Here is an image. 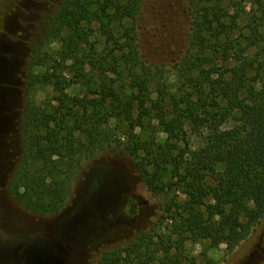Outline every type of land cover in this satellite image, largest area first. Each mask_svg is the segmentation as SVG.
Wrapping results in <instances>:
<instances>
[{"label": "trees", "instance_id": "16d2710c", "mask_svg": "<svg viewBox=\"0 0 264 264\" xmlns=\"http://www.w3.org/2000/svg\"><path fill=\"white\" fill-rule=\"evenodd\" d=\"M98 1L54 0L49 7L39 40L26 59L19 148L7 179L10 195L29 213H60L83 163L113 147L111 120L134 133L150 119L166 133L174 130L177 140L187 135L188 128L203 130L202 144L184 168L186 200L174 202L162 220L169 222L179 240L190 233L208 241L211 248L225 246V253L231 254L264 215V0H186L189 32L185 50L172 68L177 86L164 80L165 69L147 64L140 54L136 22L141 0H109V23L120 36L112 39L114 48L106 55L109 70L97 86L98 98H57L73 125L53 128L32 99L37 86L51 81L41 72L51 60L48 48L63 40L75 54L92 32L88 25ZM230 120L233 126L223 128ZM113 148L133 159L138 177L153 192L177 146L141 160L150 151L139 140ZM181 165L176 160L175 171ZM218 165L222 170L216 173ZM207 173L215 175L208 187ZM206 199L205 219L196 206ZM152 232L106 252L96 264H120L123 259L129 264H218L208 257L183 263L176 254L181 243L170 237L167 245L162 237L155 242Z\"/></svg>", "mask_w": 264, "mask_h": 264}, {"label": "rangeland", "instance_id": "374dc122", "mask_svg": "<svg viewBox=\"0 0 264 264\" xmlns=\"http://www.w3.org/2000/svg\"><path fill=\"white\" fill-rule=\"evenodd\" d=\"M53 2L0 0V264H36L37 260L45 264H96L106 252L126 246L150 229L157 236L155 242L160 243L162 237V243L167 245L170 237L173 243H181L176 254H180L183 263L208 257L218 264H264V215L229 255L225 246L211 248L208 241L190 233L179 240V236L171 233L169 222L162 220L174 202L181 204L186 200L184 168L200 148L203 130L194 132L188 128L187 135L177 140L172 134L174 130L166 133L150 119L144 121L143 130L136 129L134 133L123 123L109 121V126L115 129L113 147L135 140L149 146L150 154L145 152L139 160L177 146L171 153L174 159L155 181L153 192L138 177L133 159L112 147L83 163L60 213L52 216L29 213L13 199L7 179L13 172L19 148L17 128L24 102L26 59L39 40ZM110 5L109 0H99L94 6L95 16L88 25L92 32H88L85 44H78L75 54H71L63 40L48 48L51 60L41 72L49 74L51 81L37 86L32 99L44 109L53 128L67 129L73 125L65 118L55 101L57 98L68 96L86 101L98 98L97 86L109 70L106 55L114 48L112 39L120 36L113 23H109ZM187 7L186 0H141L136 43L147 64L166 70L164 80L169 85H178L172 68L185 50L189 32ZM66 56L71 59H65ZM232 126L230 120L223 128ZM176 160L182 161L178 172L174 169ZM221 170L218 165L216 173ZM148 171L153 174L154 169ZM214 180L215 175L207 173L205 186L213 185ZM208 203L206 199L196 206L201 211L197 213L205 219L209 216L205 209ZM123 260L120 264H129Z\"/></svg>", "mask_w": 264, "mask_h": 264}, {"label": "water", "instance_id": "95a60500", "mask_svg": "<svg viewBox=\"0 0 264 264\" xmlns=\"http://www.w3.org/2000/svg\"><path fill=\"white\" fill-rule=\"evenodd\" d=\"M36 264H45V262H43V261H36Z\"/></svg>", "mask_w": 264, "mask_h": 264}]
</instances>
